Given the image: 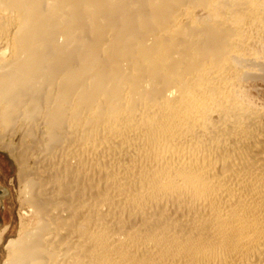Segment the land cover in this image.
Masks as SVG:
<instances>
[{"label":"bare ground","instance_id":"1","mask_svg":"<svg viewBox=\"0 0 264 264\" xmlns=\"http://www.w3.org/2000/svg\"><path fill=\"white\" fill-rule=\"evenodd\" d=\"M261 13L0 0V141L21 134L27 206L2 264H264V105L232 79L264 73L244 51Z\"/></svg>","mask_w":264,"mask_h":264},{"label":"rangeland","instance_id":"2","mask_svg":"<svg viewBox=\"0 0 264 264\" xmlns=\"http://www.w3.org/2000/svg\"><path fill=\"white\" fill-rule=\"evenodd\" d=\"M262 14L263 13L260 14L261 15L260 18H262L260 19V21H257L256 23H253V24H249V27H250L249 36L246 39L244 51L250 52L252 55L255 54L254 56L256 57L261 56L262 58L260 59L264 61V14L263 15ZM258 25H260V27H263L262 30L260 29ZM257 29L258 31L256 32ZM251 37L254 39H252ZM250 47L252 49H250ZM238 69L239 70H236L233 72L234 74H233L232 79H239V78L242 79V83H241L243 85L242 88L246 89V90L243 89L244 93L246 92L245 94H247L248 92L249 94V96H247L248 95L247 94L246 97L253 99L259 105L260 104L264 105V102H263L264 101V73L261 75L263 69L260 67V65L252 63V62L249 63V61L247 62L246 65L240 66ZM237 71H239L240 73ZM248 71H249L250 76L249 74H247ZM236 72L239 73L240 75L236 74ZM247 90H249L250 92ZM20 137H21V134L16 133L15 135L11 136V138L6 136L3 138V140L0 141V146H2L0 147V183L7 188V192L2 198L4 199L3 201H4L5 207L3 205H0V226H1L0 227V264H2L3 260L5 259L7 255V249L5 247L6 242L8 241L9 238L17 235L18 228H19V220L21 219V217L24 216V209H27V206L24 202V195H23L24 190H25V185L23 184L24 181L21 179L22 176L20 174L19 161L15 153L13 152V149L19 146L20 139H21ZM5 209L10 210V216L7 215L6 216L7 219L4 215ZM7 223L10 224L11 226L7 227L6 230L3 229L5 230L3 232V230L1 229Z\"/></svg>","mask_w":264,"mask_h":264},{"label":"crops","instance_id":"3","mask_svg":"<svg viewBox=\"0 0 264 264\" xmlns=\"http://www.w3.org/2000/svg\"><path fill=\"white\" fill-rule=\"evenodd\" d=\"M6 192H7V188L5 187V186H3L1 183H0V195H2V196H0V205H3L4 207H5V205H4V199H2L3 198V196L6 194ZM8 213V214H7ZM4 215H5V217L7 216V215H9L10 216V210H6L5 209V213H4ZM6 219H7V217H6ZM8 224V223H7Z\"/></svg>","mask_w":264,"mask_h":264}]
</instances>
